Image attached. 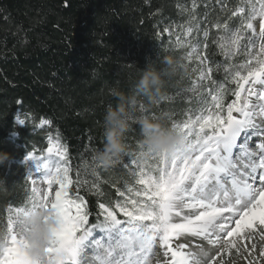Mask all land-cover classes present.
<instances>
[{
  "label": "snow or ice",
  "instance_id": "snow-or-ice-1",
  "mask_svg": "<svg viewBox=\"0 0 264 264\" xmlns=\"http://www.w3.org/2000/svg\"><path fill=\"white\" fill-rule=\"evenodd\" d=\"M195 7L193 0L191 21L197 20ZM226 9V17L209 23L223 30L214 42L226 60L238 54L246 57L241 63L215 65L235 88L209 87L210 103L205 100L199 114L171 123L184 134L186 150L172 157L148 155L139 143L138 154H127V160L119 161L134 183L126 192L117 189L123 200L114 207L98 204L97 223H89L88 201L80 194L89 181L81 180L79 170L75 179L71 175L67 146L49 137L47 157L37 158L31 152L25 157L35 164L29 172L30 178L35 174L31 184L45 186L33 187L28 201H39L45 211L51 209L58 225L47 251L66 252L69 264H92V260L99 264H235L229 257L243 249L251 257L247 264H264V246L258 256L252 255L254 244L248 247L257 235L264 241V0H237L234 9L222 3L221 10ZM233 18L236 25L230 26ZM194 31H199V23L189 22L184 35L190 37ZM203 34L207 41V28ZM177 40L182 37L177 35ZM179 46L191 48L189 61L196 54L203 64L206 57L197 53L192 41ZM203 46L207 49L208 43ZM212 77V66L199 71V81L215 86ZM196 89L194 82L192 91ZM228 95L234 97L230 103H226ZM98 167L93 157L91 175L96 180ZM91 188L98 184L92 181ZM23 207L9 208L6 224L0 227L6 233L0 242V264H27L24 241L14 226V216ZM97 232L103 234L101 239L94 238Z\"/></svg>",
  "mask_w": 264,
  "mask_h": 264
},
{
  "label": "trees",
  "instance_id": "trees-1",
  "mask_svg": "<svg viewBox=\"0 0 264 264\" xmlns=\"http://www.w3.org/2000/svg\"><path fill=\"white\" fill-rule=\"evenodd\" d=\"M222 3L234 9L237 0H195L197 20L191 21L193 0H0V152L12 157L0 166V227L6 224L9 208L29 204L24 160L29 152L42 154L49 137L67 146L73 178L79 170L81 180L89 181L80 194L88 201L90 224L98 222L100 202L114 207L123 200L117 189L126 192L134 179L120 163L107 170L98 167V180L91 175L93 157L105 142L106 109L119 102L112 90L136 97V115H150L171 126L194 118L205 100L210 103L209 87L235 88L223 71L215 70L216 64L246 58L238 54L228 61L214 42L223 30L209 21L226 17ZM189 22L199 23V31L190 37L184 35ZM229 24L235 26L236 18ZM165 27L170 31L163 32ZM184 41H192L206 57L203 64L187 59L186 49L179 46ZM167 56L180 61V71L166 78L154 99L136 93L138 69L149 61L161 67L160 59ZM207 66L213 67L215 86L198 80ZM233 99L228 95L226 103ZM18 118L25 124H18ZM41 119L51 123L41 126ZM140 140L139 127L132 123L124 137L127 154L139 153ZM127 154L121 160H127ZM92 181L98 188H91ZM69 192L75 194L72 188ZM117 216L124 219L119 212Z\"/></svg>",
  "mask_w": 264,
  "mask_h": 264
},
{
  "label": "clouds",
  "instance_id": "clouds-1",
  "mask_svg": "<svg viewBox=\"0 0 264 264\" xmlns=\"http://www.w3.org/2000/svg\"><path fill=\"white\" fill-rule=\"evenodd\" d=\"M156 61H149L144 69H138L139 77L135 81L136 93L154 99L163 89L166 78L175 76L181 69L177 58L167 56ZM118 99L115 107H107L103 117L104 144L102 150L95 153L94 159L105 170L115 167L127 154L124 137L132 123L139 127L140 144L148 155L172 157L187 149L186 138L179 130L168 126L163 120L153 119L150 115L135 114L136 97L125 96L118 90H112ZM9 153L0 152V166L11 161ZM14 226L18 237L24 241L22 253L27 264H69L70 257L64 251L50 253L47 249L52 239V231L57 228L51 209L45 211L39 201L25 205L14 216ZM6 233L0 230V242Z\"/></svg>",
  "mask_w": 264,
  "mask_h": 264
},
{
  "label": "rangeland",
  "instance_id": "rangeland-1",
  "mask_svg": "<svg viewBox=\"0 0 264 264\" xmlns=\"http://www.w3.org/2000/svg\"><path fill=\"white\" fill-rule=\"evenodd\" d=\"M181 43H182V42H181ZM184 48L186 49L187 53H188L189 51H191V48H189V47H184ZM196 49H197V48H196ZM197 53L199 54L198 50H197ZM195 55H196V54H194L192 60H193V61H196V62H199V60L195 59ZM234 115H237V114L234 113ZM19 120H20V119L18 118V119H17V123H18V124H19ZM41 126H43V125H41ZM52 142H54V141H52ZM48 146H49V141L46 143V149H47ZM46 149H45L44 152H42L41 156H40V157H37V158H44V157H47V156H48V153L46 152ZM35 152H36V151H35ZM37 154H38V153H33V156L36 157ZM25 165H26L27 170H28L29 172L35 170V164H34L33 161H31V160L26 161V160H25ZM28 176H29V174H28ZM32 178H35V174H34V173L32 174L31 178H30V176L28 177V182H29V185H30V189H32L33 187H37V186H39V187H45L44 185H39V184H38V185H32V184H31V179H32ZM102 235H103V234H101V233H99V232L94 233V238H95V239H101ZM193 243H198V241H193ZM253 244H254L255 247H256V251H255L252 255H253V256H258L260 248H261L262 246H264V241L260 240L259 236L257 235V236H255V237H253L252 240L248 241V247H251ZM192 250L195 251V248L193 247ZM91 257H92V254L90 253V256H89V259H90V260H91ZM229 259H230V260H235V264H247L248 259H251V257L248 256V253H247V252H244L243 249H241V253H236L235 251H233V253H232L231 256L229 257ZM92 264H99V263H98L97 261H95V260H92ZM153 264H154V262H153Z\"/></svg>",
  "mask_w": 264,
  "mask_h": 264
}]
</instances>
